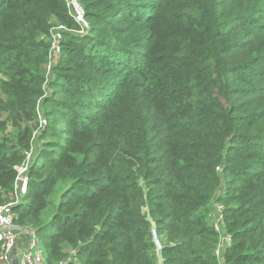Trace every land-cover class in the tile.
<instances>
[{
    "label": "trees",
    "instance_id": "16d2710c",
    "mask_svg": "<svg viewBox=\"0 0 264 264\" xmlns=\"http://www.w3.org/2000/svg\"><path fill=\"white\" fill-rule=\"evenodd\" d=\"M79 1L47 75L65 0H0V204L30 153L13 224L42 264H264V0Z\"/></svg>",
    "mask_w": 264,
    "mask_h": 264
},
{
    "label": "built area",
    "instance_id": "2783aa9c",
    "mask_svg": "<svg viewBox=\"0 0 264 264\" xmlns=\"http://www.w3.org/2000/svg\"><path fill=\"white\" fill-rule=\"evenodd\" d=\"M66 8L69 16L78 25V29H68L64 24L55 22L51 29L50 35L47 38L49 41V62L47 64L48 75L50 72L53 61L57 58L60 51V41L64 31L76 32L78 34H84L88 31L89 23L85 17V10L79 0H65ZM45 120H41V124H44ZM30 160V153L28 152L25 157V161L15 167L16 169V197L13 200H9L0 204V261H10L11 264H42V253L39 249V243L34 235V232H30L32 238L28 245V248L22 252H19L16 248V240L18 229L13 224L12 206L17 203L21 196L27 189V176L26 170ZM212 226L218 235V241L215 248L216 255L221 259L224 249L230 244L231 236L226 232L224 227V220L222 217V205L218 202L212 203ZM151 240L154 244L157 253L161 251L163 245L161 243L160 235L157 229L152 226L150 230ZM17 256V257H16ZM16 257V258H13ZM58 264H79L77 259L73 256V252L65 259L59 261Z\"/></svg>",
    "mask_w": 264,
    "mask_h": 264
},
{
    "label": "crops",
    "instance_id": "0c3cea01",
    "mask_svg": "<svg viewBox=\"0 0 264 264\" xmlns=\"http://www.w3.org/2000/svg\"><path fill=\"white\" fill-rule=\"evenodd\" d=\"M16 191V190H15ZM20 231V232H19ZM20 234V235H19ZM32 236L30 234V231L28 230H23V229H19L18 230V234H17V240H16V248L17 250H19V248L17 247L18 246H23L25 243H27V248H28V245L30 243V240H31ZM26 248V249H27ZM20 252V251H19ZM17 257V256H16ZM16 257H13V258H16ZM0 264H11L10 261H0Z\"/></svg>",
    "mask_w": 264,
    "mask_h": 264
},
{
    "label": "rangeland",
    "instance_id": "374dc122",
    "mask_svg": "<svg viewBox=\"0 0 264 264\" xmlns=\"http://www.w3.org/2000/svg\"><path fill=\"white\" fill-rule=\"evenodd\" d=\"M50 78V77H49ZM19 230V229H18ZM20 232V231H19ZM20 235V234H19ZM17 247L19 248V250L18 251H20V252H22V251H24L26 248H27V243H25L23 246H18L17 245Z\"/></svg>",
    "mask_w": 264,
    "mask_h": 264
}]
</instances>
